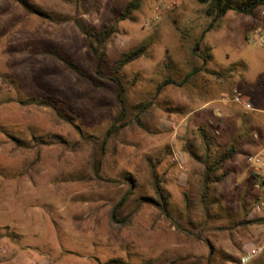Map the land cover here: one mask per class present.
<instances>
[{"label": "rangeland", "instance_id": "obj_1", "mask_svg": "<svg viewBox=\"0 0 264 264\" xmlns=\"http://www.w3.org/2000/svg\"><path fill=\"white\" fill-rule=\"evenodd\" d=\"M127 1L29 0L45 12L40 15L0 0V74L14 81L0 79V263L111 264L119 259L118 264H242L249 249L262 247L245 264H264V207L254 211L264 203V167H257V174L256 165L247 162L256 152L246 133L254 135V125L264 121V46L249 31L253 16L228 12L219 27L205 34L197 53L210 48L213 58L206 65L190 55L211 21L195 0H176L171 11L149 26L153 1L138 0L137 20L117 24L107 42L102 75H112L122 52L149 41L147 54L128 64L119 77L127 88V105L152 101L153 106L141 117L147 130L128 127L108 143L103 175L119 179L130 172L138 183L120 211V222L112 220V208L127 186L93 175L94 147L71 120L78 118L75 123L86 137H102L115 115V85L93 74L87 37L75 20L101 29ZM164 59L173 61V71ZM196 66L216 71L231 66L233 71L226 79L201 71L190 84L165 86L155 96L162 79L181 81ZM232 89L251 101L252 111L231 101ZM31 95L57 97L59 111L67 117L19 102ZM205 124L221 143H233L239 150L225 165L229 174L212 187L210 197L216 196L220 205H214L211 218L201 202L204 162L187 151L191 143L193 152L202 155L197 130ZM7 134L29 142L32 136L58 138L37 150H24ZM166 147L171 154L158 172L171 194L172 213L187 228L205 227L212 248L176 230L155 206L136 209V196L151 194L144 157ZM254 219L262 220L243 223Z\"/></svg>", "mask_w": 264, "mask_h": 264}, {"label": "trees", "instance_id": "obj_2", "mask_svg": "<svg viewBox=\"0 0 264 264\" xmlns=\"http://www.w3.org/2000/svg\"><path fill=\"white\" fill-rule=\"evenodd\" d=\"M13 3H19L24 9L30 14H40L45 15L39 7L35 6L29 0H10ZM199 5L205 6V14L211 18L207 27L202 31L200 38L195 42V45L191 47L190 55L194 58L202 60L204 65L212 60L213 55L210 52L209 47H205L203 51L197 53L200 50V45L204 40V36L207 32H210L213 28L219 27L221 20L225 17L228 12H235L237 14L245 16H254L256 9L264 5V0H195ZM140 8V3L138 0H129L125 3L123 9L118 12L117 15L112 17L110 23L101 29L96 27L86 26L79 19L75 20L78 28L86 35L88 48L94 59L93 74L98 76L100 79L105 81H111L115 85V91L113 95V107L115 109V115L110 123V126L105 130L103 136L100 138L92 139V137H86L82 134L81 130L78 129L75 121L78 120L77 117H72L71 123L77 129L81 137L88 143H91L94 150L91 155V171L93 175L100 181H103L112 185L123 184L127 186L124 194L120 197L117 203L114 204L111 211V218L114 221L119 220L120 211L123 207L130 201L131 197L135 193L138 183L134 176L130 172H126L122 178H108L103 175V163L104 157L106 155L108 143L113 138L117 137L120 132L128 127H139L142 130H147L145 124L142 122L141 117L147 112L152 106L153 102H137L132 105H127V88L125 87L123 80L120 79L119 74L124 70V68L138 60L139 58L147 54L148 48L150 46L149 41H144L140 45L131 48L128 51L122 52L119 57L114 62V69L111 76H103L101 66L106 58V46L107 42L116 32V26L120 21L130 20L136 21V13ZM53 55L58 56L56 52H51ZM68 64L70 68L77 71L79 68L68 61L63 59ZM164 64L170 66L173 71L174 63L172 60L164 59ZM205 72L206 74L212 76L213 78H228L230 74L232 75L233 68L231 66L222 68L220 70H210L205 66H196L185 73L181 81H177L172 77L168 76L162 79L156 86L155 96L161 94L163 88L168 85H173L177 87H184L186 84H190L200 72ZM12 76L9 74H0V79L5 84H11L14 81L11 79ZM24 105H34L49 107L55 111L58 117L66 118L67 115H63L59 111L61 106L60 99L57 97H52L50 99L45 96L31 95L25 100L19 101ZM178 112L179 109H176ZM66 116V117H65ZM199 142L201 148L203 149L202 155H197L192 150V144L189 143L187 151L189 154L194 156L196 159L204 162V172L202 174L203 179V191L201 193V202L204 205V210L207 218L213 217V207L215 204L220 205V200L216 197H210L212 195V187L223 181V179L229 174V172L224 169L228 161L234 158L239 153V150L235 147L233 143L224 144L221 143L217 135H215V130L210 129L206 124L202 125L198 130ZM246 137L250 143L254 142V135L246 133ZM6 137L12 144L24 150L34 149L37 150L41 145H48L55 142L58 138L56 135L51 136H32L31 142L26 141L20 137L7 134ZM56 138V139H55ZM94 138V137H93ZM171 151L168 147L161 150L156 155L148 154L144 157L145 164L148 170V180L149 186L151 188L150 195H138L135 198L136 209L143 204H150L155 206L160 213L164 216L166 220L170 222L176 230L185 233L186 235L206 242L210 248H212L211 243L205 239L204 233L206 232L205 227L198 228L197 226L187 228L177 218L173 215L171 210V194L165 186L164 177L158 172V168L162 164L164 158L170 155ZM254 178V175H252ZM262 184H264V178L261 177ZM211 193V194H210ZM185 206L188 209L190 207L187 195H183ZM135 209V210H136ZM262 219H254L250 221H244L243 223H260ZM241 222V224H243ZM222 230L224 227H217ZM122 261L119 259L110 260L111 264H118Z\"/></svg>", "mask_w": 264, "mask_h": 264}, {"label": "built area", "instance_id": "obj_3", "mask_svg": "<svg viewBox=\"0 0 264 264\" xmlns=\"http://www.w3.org/2000/svg\"><path fill=\"white\" fill-rule=\"evenodd\" d=\"M152 1H153V10H152L153 17L150 21L146 23L147 26L151 25L154 22H157L163 13L171 11L176 5V0H152ZM253 17L255 18L254 24L249 31H251L253 34V40L257 42L259 45L264 46V5H261L256 9L255 15ZM231 101L234 102L235 104L242 106L245 110H251V105L243 99L241 93L237 89H232ZM247 162L256 165V167H253L254 172L259 171L257 167H264V162L261 159V156L258 154L249 155L247 157ZM263 207H264V203L256 204L254 207V211L256 213H260L261 210H263ZM261 251H262V247H253L249 249L245 253V255L241 257L240 259L241 263L242 264L247 263L252 257L259 255Z\"/></svg>", "mask_w": 264, "mask_h": 264}, {"label": "crops", "instance_id": "obj_4", "mask_svg": "<svg viewBox=\"0 0 264 264\" xmlns=\"http://www.w3.org/2000/svg\"><path fill=\"white\" fill-rule=\"evenodd\" d=\"M243 99L251 105V110H245V109L244 110L245 111H252L253 107H252L251 101H249L245 97H243ZM260 122H261V125H257V126L254 125V136L255 137H254V142H252V145H253L252 149H254V152H256L255 154L262 156L264 154V121H260ZM260 171L261 170H259L257 172V174ZM254 175H256V174H254ZM262 178H264V176Z\"/></svg>", "mask_w": 264, "mask_h": 264}]
</instances>
